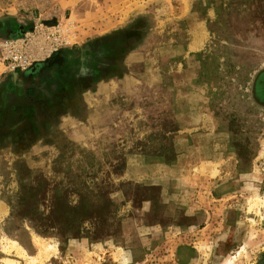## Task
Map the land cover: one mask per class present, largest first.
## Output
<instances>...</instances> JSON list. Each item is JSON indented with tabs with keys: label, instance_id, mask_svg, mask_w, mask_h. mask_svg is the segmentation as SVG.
Segmentation results:
<instances>
[{
	"label": "rangeland",
	"instance_id": "1",
	"mask_svg": "<svg viewBox=\"0 0 264 264\" xmlns=\"http://www.w3.org/2000/svg\"><path fill=\"white\" fill-rule=\"evenodd\" d=\"M6 16L0 41L31 63L0 72V264L264 262V0H0ZM42 179L44 213L108 192L114 238L60 243L12 218Z\"/></svg>",
	"mask_w": 264,
	"mask_h": 264
},
{
	"label": "trees",
	"instance_id": "2",
	"mask_svg": "<svg viewBox=\"0 0 264 264\" xmlns=\"http://www.w3.org/2000/svg\"><path fill=\"white\" fill-rule=\"evenodd\" d=\"M263 74L264 70L258 73V80H261ZM260 83L258 82V85ZM255 93V98L259 97L258 91ZM259 102H263L260 97ZM173 161L174 158L164 160L167 164ZM41 183L43 185L41 190L28 187L25 192L22 187L18 193L16 205L12 207V218L16 217L27 221L37 235L41 237L53 236L60 243L70 239L86 238L90 242H101L106 238H114L119 224L113 217L115 209L108 192H89L87 196H81L80 203L74 206L67 201L65 192L61 195H52L51 203L44 213L41 206L43 207L48 196V190L45 187L46 180L42 179ZM145 189L154 190L152 187ZM142 201L156 204V199L152 197H147ZM87 223L93 226L92 231L84 227Z\"/></svg>",
	"mask_w": 264,
	"mask_h": 264
},
{
	"label": "built area",
	"instance_id": "3",
	"mask_svg": "<svg viewBox=\"0 0 264 264\" xmlns=\"http://www.w3.org/2000/svg\"><path fill=\"white\" fill-rule=\"evenodd\" d=\"M31 61L19 42L3 39L0 41V72L16 69L25 70ZM0 73V74H1Z\"/></svg>",
	"mask_w": 264,
	"mask_h": 264
},
{
	"label": "crops",
	"instance_id": "4",
	"mask_svg": "<svg viewBox=\"0 0 264 264\" xmlns=\"http://www.w3.org/2000/svg\"><path fill=\"white\" fill-rule=\"evenodd\" d=\"M10 17L11 16L2 17L0 20L1 21L0 32H2L3 34L8 33V31H9L8 28H10V20H11ZM212 157L213 156L203 157L201 160L202 166H200V167H199V165H200L199 163L196 164L197 165L196 166L197 172L200 170L201 167H203V171H200L199 174H197V173L195 174V177L201 176V179L204 181L203 183H206L211 178V176L214 175V172L217 170V167L215 164L218 162V160H217L218 158H216V157L212 158ZM227 158H229V156L225 157V159H227ZM219 159L222 160L221 158H219Z\"/></svg>",
	"mask_w": 264,
	"mask_h": 264
},
{
	"label": "water",
	"instance_id": "5",
	"mask_svg": "<svg viewBox=\"0 0 264 264\" xmlns=\"http://www.w3.org/2000/svg\"><path fill=\"white\" fill-rule=\"evenodd\" d=\"M61 62L62 58L59 57L58 53L54 52L45 60L34 62L29 70V74H35L43 68L50 67ZM260 264H264V262H261Z\"/></svg>",
	"mask_w": 264,
	"mask_h": 264
},
{
	"label": "flooded vegetation",
	"instance_id": "6",
	"mask_svg": "<svg viewBox=\"0 0 264 264\" xmlns=\"http://www.w3.org/2000/svg\"><path fill=\"white\" fill-rule=\"evenodd\" d=\"M257 76L255 77V80L253 82V87H252L253 96H255V94H256L255 91H258V95H260V99L263 101L262 103L261 102L260 103L264 107V74L262 75L261 80H258ZM258 82L259 83L261 82V83L258 85ZM256 86H258V87H256Z\"/></svg>",
	"mask_w": 264,
	"mask_h": 264
}]
</instances>
